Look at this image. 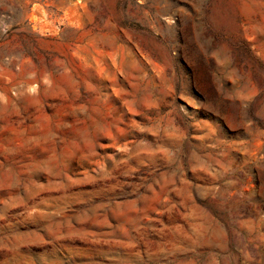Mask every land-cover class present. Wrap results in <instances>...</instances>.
I'll list each match as a JSON object with an SVG mask.
<instances>
[{"label":"rangeland","instance_id":"374dc122","mask_svg":"<svg viewBox=\"0 0 264 264\" xmlns=\"http://www.w3.org/2000/svg\"><path fill=\"white\" fill-rule=\"evenodd\" d=\"M0 264H264V0H0Z\"/></svg>","mask_w":264,"mask_h":264}]
</instances>
